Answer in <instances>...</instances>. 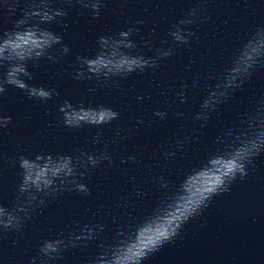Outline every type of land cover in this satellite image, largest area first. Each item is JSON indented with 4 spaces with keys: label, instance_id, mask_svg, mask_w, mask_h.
Masks as SVG:
<instances>
[{
    "label": "water",
    "instance_id": "water-1",
    "mask_svg": "<svg viewBox=\"0 0 264 264\" xmlns=\"http://www.w3.org/2000/svg\"><path fill=\"white\" fill-rule=\"evenodd\" d=\"M101 2L99 15L93 18L90 9L63 0H48L47 5L41 0H0V43L35 25L60 35L69 48L58 57L60 45H54L49 50L53 60L42 57L25 62L32 72L31 79L24 78L26 82L54 87L58 95L40 101L11 85L0 94V116L11 117V122L0 128V204L11 207L21 195L17 187L22 179L20 155L35 159L39 154L43 159L51 154L55 159L60 154L75 157L77 150L98 154L109 142L107 151L114 161L112 166L105 162L94 170L87 168L85 177L77 178L89 187L90 195L63 191L34 210L19 232H0V264H30L33 259L35 264H111L113 257L134 240L137 228L174 199L186 175L207 162L219 147L217 135L222 136L240 113L264 101V67L253 72L241 90L230 94L206 123L191 116L200 111L203 89L187 96L184 103L176 95L181 78L190 85L197 73L215 75L240 38L254 26L264 24V0H209L205 12L210 19L199 27L190 46L177 45L175 54L162 60L156 69L124 78L100 75L91 80L78 79L74 72L69 74V65L77 63V55L94 57L101 50L99 36L120 39V31L139 28L127 38L136 47L125 51L155 55V48L167 47L160 43L162 40L170 42L169 26L193 6L192 0ZM46 6L65 9L67 16L45 23L41 16ZM137 20L143 23H132ZM0 63L7 67L10 62ZM33 63L39 66L33 69ZM65 99L73 107L81 103L85 107H111L120 116L104 125L71 129L59 123L58 107ZM171 99L180 105L178 111L188 114L187 118L171 114L165 103ZM154 109L167 110L166 116H154ZM185 134L189 138L182 147L168 146ZM169 151L173 155L167 156ZM129 156L135 162L129 161ZM222 195L182 225L179 236L137 264H173ZM88 229H92L90 234ZM45 240H60L59 251L48 256L41 253Z\"/></svg>",
    "mask_w": 264,
    "mask_h": 264
},
{
    "label": "clouds",
    "instance_id": "clouds-1",
    "mask_svg": "<svg viewBox=\"0 0 264 264\" xmlns=\"http://www.w3.org/2000/svg\"><path fill=\"white\" fill-rule=\"evenodd\" d=\"M47 5L48 0H41ZM69 5H80L83 9H90L93 18L99 15L102 7L101 0H63ZM209 0H192V7L169 26L168 39L162 40V45L167 47L155 48V55L144 56L133 54L125 49H134L136 45L127 39L133 31L139 28H128L119 32L120 39L101 35L98 43L101 50L94 57L76 56L77 63L69 65L78 79L91 80L93 76L121 77L131 73H142L149 69H156L162 60L175 54L177 45L190 46L192 38L197 36V30L210 19L205 12V5ZM123 15V13H122ZM67 16V11L46 6L41 16L45 23L53 21L56 17ZM129 21L126 20L125 23ZM142 24V20L133 21ZM67 25H65L66 27ZM111 41V43H109ZM54 45H60L58 57L69 52L67 45L62 43V37L54 34L51 29L40 28L35 25L17 31L0 43V61H9L5 67L0 63V94L7 91L6 86L11 85L22 90L27 97L47 101L58 95L54 87H37L24 79L32 78V72L26 67V61L38 60L46 57L53 60V53L49 50ZM107 45V48L104 46ZM39 65L32 64L35 69ZM261 67H264V24L254 26L242 36L236 46L229 53L228 59L221 64L213 76L196 77L188 82L181 78V84L176 95L181 103L187 96H194L203 89L204 97L201 99L200 111L191 113L196 121L208 122L211 114L225 103L230 94L241 90L248 78ZM211 71V69H210ZM172 86H169L171 90ZM91 90V89H90ZM164 95V93H161ZM142 98V97H141ZM171 114L177 118H187L188 114L177 109L180 107L174 99L165 101ZM166 111L154 109L153 115L163 119ZM61 114L59 123L71 129H79L84 125H104L117 120L120 113L111 107L99 105L98 107H85L82 103L76 107L64 100L58 107ZM11 122L10 116H0V128L6 127ZM143 123V121H139ZM203 126V125H201ZM183 131V125L180 126ZM185 134L169 147H182L188 139ZM219 147L208 157L207 162L190 172L180 185L179 192L174 199L154 216L145 220L136 230L133 241L123 247L113 257L111 264H137V261L153 253L165 243L179 236L182 225L193 217L198 216L207 209L212 199L229 191L230 185L237 179H244L248 175V165L253 158L264 152V101H258L254 107L240 113L233 125L229 126L221 135H217ZM112 141L111 143H114ZM98 154L77 150L75 157L69 154H60L54 159L51 154L44 158L38 154L35 159L20 155L19 167L22 169V179L18 184L17 197L11 207L0 204V232H19L26 220L31 219V214L45 204L46 199L55 198L63 191H77L82 195H90L89 187L77 178H84L86 169H96L106 162L107 166L114 164L113 158L108 154L107 144ZM167 156L173 155L171 151ZM83 157V159H82ZM134 161L133 156L127 157ZM124 158L121 157L123 163ZM84 229H81L83 232ZM92 229H88L89 234ZM79 238V237H77ZM60 240H45L39 249L48 256L59 251ZM35 264V260H30ZM43 264V262H41Z\"/></svg>",
    "mask_w": 264,
    "mask_h": 264
}]
</instances>
